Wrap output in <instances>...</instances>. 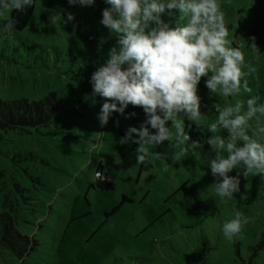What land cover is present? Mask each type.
Instances as JSON below:
<instances>
[{
  "label": "rangeland",
  "instance_id": "1",
  "mask_svg": "<svg viewBox=\"0 0 264 264\" xmlns=\"http://www.w3.org/2000/svg\"><path fill=\"white\" fill-rule=\"evenodd\" d=\"M107 6L104 0L88 7L69 5L67 0H37L29 26L19 33L18 48H3L0 44V97L36 100L50 91L63 97L64 109L48 126L0 131V203L9 198L17 213L28 218L29 223H21V229L38 244L27 261L264 264V248L257 255L249 248L264 231V181L259 175H241L240 192L221 200L214 195L207 144L201 153L188 151L178 167L170 165L167 171L166 162L155 159L151 148V164L138 165L137 145L121 144L120 139L128 126L139 127L145 119L140 107L129 105L125 112H135L134 117L125 119L113 113L101 126L96 114L105 98L93 97L88 81L82 101L68 100L67 83L79 85L74 80L78 77L74 73L78 60L57 66L50 61L56 56L66 57L70 49L88 64L97 67L102 63L116 43L115 36L99 24L101 10ZM222 10L234 45L242 46L246 62L257 68L254 76L248 77L252 92L239 98L254 95L259 97L258 103H264V0H222ZM56 11L66 21L62 27L49 23V16ZM68 13L74 16L70 22ZM177 18L178 14L165 17L173 23ZM102 38L106 41L101 46ZM252 43L256 52L252 51ZM204 79L199 95L207 107L201 110L211 123L216 117L213 102L232 104L237 97L226 101L210 97ZM113 121H118V126ZM207 123L199 129L201 138L211 135ZM174 149L178 151L179 146L174 144ZM96 169L110 181L112 189L101 192L95 187L99 179ZM235 174L234 169L230 175ZM173 192L175 199L190 200L195 213L187 207L181 209L172 199L165 200ZM122 196L129 201L112 211ZM235 212H240L247 223L229 241L221 228ZM17 263V258L0 252V264Z\"/></svg>",
  "mask_w": 264,
  "mask_h": 264
},
{
  "label": "clouds",
  "instance_id": "2",
  "mask_svg": "<svg viewBox=\"0 0 264 264\" xmlns=\"http://www.w3.org/2000/svg\"><path fill=\"white\" fill-rule=\"evenodd\" d=\"M253 2V0H252ZM35 0H0V17L7 12L6 23H0V34L12 31L18 23L12 11L24 13ZM69 5L94 6L96 0H67ZM99 24L116 43L92 72L89 83L92 96L105 98L96 114L101 126L113 113L125 119L129 105L140 107L145 119L139 127L128 126L121 144L135 143L138 165L151 164V155L172 164L180 162L188 151L201 153L209 146L207 165L214 178V195L221 200L240 192V176L259 175L264 181V103L258 96L240 99L251 93L248 77L256 73L254 64L246 62L242 46L234 45L222 10V0H104ZM175 10V12L173 11ZM178 14L175 23L165 17ZM56 26L66 22L59 11L49 16ZM74 19L67 14V22ZM254 40V37L252 38ZM106 41L102 38L100 44ZM256 52L255 43L251 45ZM210 97L236 102L212 104L215 120L207 123L199 95L201 79ZM211 110V109H210ZM207 123L211 135L192 139L185 131ZM251 122V123H250ZM118 126V121H113ZM226 133V134H222ZM179 146L178 151H154L163 142ZM205 162V161H204ZM169 163L164 164L167 171ZM235 175H230L233 170ZM97 178L103 180L101 172ZM247 223L240 212L222 224L223 236L231 241Z\"/></svg>",
  "mask_w": 264,
  "mask_h": 264
},
{
  "label": "trees",
  "instance_id": "3",
  "mask_svg": "<svg viewBox=\"0 0 264 264\" xmlns=\"http://www.w3.org/2000/svg\"><path fill=\"white\" fill-rule=\"evenodd\" d=\"M36 3L37 0H35L33 7L28 8L24 13H17L15 11L11 12V15L16 17L18 23L12 31L0 34V44L3 48H18L19 33L29 26V22L33 16ZM8 17L9 13L5 19H0V23H6ZM60 25L61 27L63 26L62 24ZM5 42L7 45H5ZM41 52L45 53L46 50L43 49ZM85 52L84 53L87 56V51ZM73 60H78L79 63L78 69L76 72H74L75 74L78 73V77H75L74 80L79 85L74 87L68 82L65 94L67 95L68 100L73 101V99H75L77 101H82L85 97L84 94L88 92L86 85L89 82L92 72L96 68L95 65L92 63L88 64L85 60H80L78 55H76L70 49H67L66 57L60 58V56H56L54 59H52V61H50L49 56L47 62L50 61L52 64L57 66V64L60 63L71 64ZM95 62H97L96 59ZM63 109V97L58 96L54 91H50L43 97L36 100H29L25 97H16L13 99H4L0 97V131H7L11 129L26 130L28 127H46L51 123L54 115ZM199 129L200 127L198 129L195 128V126L189 127L187 122H185V131L189 132L192 139H201V131H199ZM152 151L153 150L151 149V152ZM154 151L168 152L170 155L172 152H175L174 143L165 141L162 145L156 146ZM165 162L174 167L179 166L178 162L174 164H172L171 161ZM96 172L101 171L100 169H96ZM95 187H97L101 192H105L113 188L112 184L107 180V178L103 180L97 179ZM175 192L171 193L168 197H166L165 200L172 199L174 204H177L181 209H185L187 207V211L189 210L192 212V214H194L195 207L192 205L190 200L182 202L178 199H175ZM128 201L129 199L127 197L122 196L120 203L112 211H115L121 204H124ZM0 208V252L4 251L13 258H17L19 264H29L26 258L29 257L38 243L33 237H30L21 229L24 227L20 226L21 223H29L28 218L26 215L23 216L17 213L15 205L9 198L1 201ZM249 248L253 253H255V255L261 253V250L264 248V231L261 233V238H259L258 241Z\"/></svg>",
  "mask_w": 264,
  "mask_h": 264
}]
</instances>
